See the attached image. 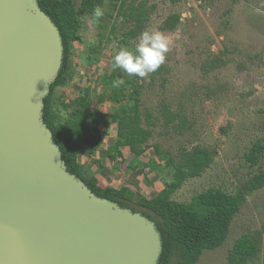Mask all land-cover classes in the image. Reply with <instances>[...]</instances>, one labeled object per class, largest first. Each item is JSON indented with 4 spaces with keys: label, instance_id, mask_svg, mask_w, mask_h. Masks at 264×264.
I'll return each instance as SVG.
<instances>
[{
    "label": "rangeland",
    "instance_id": "374dc122",
    "mask_svg": "<svg viewBox=\"0 0 264 264\" xmlns=\"http://www.w3.org/2000/svg\"><path fill=\"white\" fill-rule=\"evenodd\" d=\"M137 1L149 12L144 31L159 32L170 41L159 71L138 77L139 110L152 115V137L140 157L143 165L127 168L132 160L128 148L120 149L123 159L106 157V149L117 139L116 125H102L105 151L96 153L99 162L106 161L107 171L112 168L109 174L117 187L127 186L137 197L151 198L172 180L167 158L176 160L183 150L205 148L213 153L211 165L201 177L183 183L171 199L187 203L207 189L234 193L264 171V0ZM73 2L78 11L81 0ZM122 2L103 0L104 15L98 21L93 15L77 14L80 40L70 43L68 83L55 92L57 116H66L61 102L74 100L84 89L95 98L102 91L100 78L112 71L114 56L122 48L135 50L140 35L128 45L121 43L131 27L118 12ZM174 15L179 19L175 29L164 30V22ZM164 106L175 116L169 125ZM99 113H111L110 104L99 107ZM254 145L259 147L253 153L255 164L250 160ZM155 148L166 158L158 157ZM82 155H88L86 150ZM244 235L256 238L260 246L249 264H264V189L247 196L225 243L205 251L197 264H227L233 243Z\"/></svg>",
    "mask_w": 264,
    "mask_h": 264
},
{
    "label": "water",
    "instance_id": "95a60500",
    "mask_svg": "<svg viewBox=\"0 0 264 264\" xmlns=\"http://www.w3.org/2000/svg\"><path fill=\"white\" fill-rule=\"evenodd\" d=\"M37 0H0V264H158L155 223L66 170L43 121L63 59Z\"/></svg>",
    "mask_w": 264,
    "mask_h": 264
},
{
    "label": "trees",
    "instance_id": "16d2710c",
    "mask_svg": "<svg viewBox=\"0 0 264 264\" xmlns=\"http://www.w3.org/2000/svg\"><path fill=\"white\" fill-rule=\"evenodd\" d=\"M118 3L120 0H111ZM172 4L179 0H169ZM103 0H81L79 10L75 9L73 0H37L44 12L58 28L63 43V59L56 80L51 84L49 95L44 100L43 121L52 133L53 141L59 147L62 159L68 173L84 182L97 197L110 200L120 207L129 208L146 216L155 223L161 236L162 251L158 264H197L205 251L221 247L227 240L233 219L244 205L247 196L254 191L264 189V171L254 174L250 181L238 187L234 193L221 189H207L193 195L187 203H177L171 196L187 180L201 177L213 161V153L205 148L196 147L190 151H182L177 159L167 158L166 162L172 168V180L151 198L137 197L134 190L127 186L120 188L100 187L94 176L85 177L78 157L83 151L91 155L103 153V130L116 125V140L106 149L110 161L123 159L120 150L128 148L132 160L127 168H138L143 165L140 157L147 150V143L152 137V115L139 110L140 84L138 76H124L120 69L113 68L111 73L100 78L102 91L93 98L89 89H84L69 102H61L65 117L57 116L55 110L56 89L65 87L68 83L67 69L70 64V43L80 40L78 33V13L92 15L93 9L101 7ZM127 8L124 10V5ZM118 12L128 23L130 29L123 33L121 43L128 45L144 32L149 12L141 1L124 0ZM176 15L170 16L163 24V29L172 31L178 23ZM94 57V49L89 50ZM114 61V60H113ZM159 71V70H157ZM117 80L124 83L114 87ZM110 104L111 113L98 114L99 107ZM163 117L167 125L175 116L163 107ZM182 121V118H180ZM114 151V153H111ZM155 153L160 158H166L158 148ZM258 145L251 149L250 160L255 164L253 153L258 152ZM101 153V154H102ZM99 157L94 161L99 169ZM260 246L256 238L244 235L237 239L228 253L227 264H249L258 255Z\"/></svg>",
    "mask_w": 264,
    "mask_h": 264
},
{
    "label": "clouds",
    "instance_id": "9594fccd",
    "mask_svg": "<svg viewBox=\"0 0 264 264\" xmlns=\"http://www.w3.org/2000/svg\"><path fill=\"white\" fill-rule=\"evenodd\" d=\"M92 15L98 21L104 15V10L97 6ZM169 43V39L159 32L144 31L134 51L122 48L114 56L113 68L123 69L128 75L145 78L164 63ZM123 83V80H117L113 86L119 87Z\"/></svg>",
    "mask_w": 264,
    "mask_h": 264
},
{
    "label": "crops",
    "instance_id": "0c3cea01",
    "mask_svg": "<svg viewBox=\"0 0 264 264\" xmlns=\"http://www.w3.org/2000/svg\"><path fill=\"white\" fill-rule=\"evenodd\" d=\"M104 143V140H103ZM108 146H106L107 148ZM104 149V148H103ZM83 153H81L78 157V161L82 166V174L85 177H89V176H94L98 181V185L100 187H113V188H120L121 186L117 187L115 179L113 178L112 174H109L110 171H112V168L110 167V169L107 171L106 169V161L104 162H100L101 167L98 169L97 166L95 165L94 167L91 166L92 163L98 158L95 154H91V155H82ZM109 161V160H108ZM133 190V189H132Z\"/></svg>",
    "mask_w": 264,
    "mask_h": 264
}]
</instances>
